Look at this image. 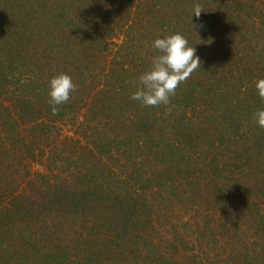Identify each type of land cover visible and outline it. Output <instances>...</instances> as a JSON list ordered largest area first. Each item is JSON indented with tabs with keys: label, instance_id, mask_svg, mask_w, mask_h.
Returning a JSON list of instances; mask_svg holds the SVG:
<instances>
[{
	"label": "trees",
	"instance_id": "1",
	"mask_svg": "<svg viewBox=\"0 0 264 264\" xmlns=\"http://www.w3.org/2000/svg\"><path fill=\"white\" fill-rule=\"evenodd\" d=\"M177 32L201 65L145 107ZM258 78L264 0H0V264H264Z\"/></svg>",
	"mask_w": 264,
	"mask_h": 264
},
{
	"label": "clouds",
	"instance_id": "2",
	"mask_svg": "<svg viewBox=\"0 0 264 264\" xmlns=\"http://www.w3.org/2000/svg\"><path fill=\"white\" fill-rule=\"evenodd\" d=\"M202 11L199 3L194 5L193 14L196 17H199ZM153 48L158 50L159 54L153 57L149 69L138 77L137 90L130 98L140 101L145 107L168 106L180 83L186 81L200 67V58L196 55V48L189 46L187 38L179 32L162 38L157 37ZM254 83L260 100L264 103V78H258ZM49 86V104L52 114L55 115L59 111L58 106L69 101L77 85L68 73L61 72L50 79ZM170 112L171 107H167L166 114ZM253 120L264 128V108L255 111Z\"/></svg>",
	"mask_w": 264,
	"mask_h": 264
}]
</instances>
